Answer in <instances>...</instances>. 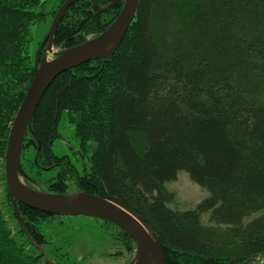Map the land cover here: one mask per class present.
<instances>
[{
  "label": "trees",
  "instance_id": "1",
  "mask_svg": "<svg viewBox=\"0 0 264 264\" xmlns=\"http://www.w3.org/2000/svg\"><path fill=\"white\" fill-rule=\"evenodd\" d=\"M44 8L42 0H0V264H47L13 216L2 170L33 76L30 28L43 23ZM120 9L73 3L53 46L60 53L99 35ZM63 120L73 126V159L52 150ZM31 129L39 146L26 133L20 163L25 174L27 165L55 168L45 192L72 189L117 204L160 245L165 264H256L264 257V0H141L113 55L54 79ZM179 172L207 193L192 210L171 207L176 196L166 186ZM17 210L44 247L40 226L59 217ZM92 220L135 249L123 230ZM48 256L75 264L68 252L65 262Z\"/></svg>",
  "mask_w": 264,
  "mask_h": 264
},
{
  "label": "water",
  "instance_id": "2",
  "mask_svg": "<svg viewBox=\"0 0 264 264\" xmlns=\"http://www.w3.org/2000/svg\"><path fill=\"white\" fill-rule=\"evenodd\" d=\"M77 1L79 0H66L57 10L36 55L31 82L11 124L4 153V177L13 214L20 230L42 253L47 264L55 263L27 235L23 220L17 211V203L50 215L88 217L107 221L125 231L133 241L135 253L128 264H165L162 248L137 218L117 204L84 192L53 194L37 191L25 185L22 180L28 179L20 163L23 139L26 132L36 139L31 129V122L45 91L61 73L81 64L107 59L113 55L134 20L141 0H105L108 4L101 9L98 7L99 0H89L98 12L108 11L118 3H122V7L110 26L102 33L75 47L61 51L54 59L47 60L45 56H41L42 48L44 47V52L50 50L63 15L67 8ZM36 142L39 146L37 139ZM260 264H264V259Z\"/></svg>",
  "mask_w": 264,
  "mask_h": 264
},
{
  "label": "rangeland",
  "instance_id": "3",
  "mask_svg": "<svg viewBox=\"0 0 264 264\" xmlns=\"http://www.w3.org/2000/svg\"><path fill=\"white\" fill-rule=\"evenodd\" d=\"M42 1L45 4V19L43 23L33 25L30 28L31 42L29 43L28 51L32 58L33 66L40 45L48 32L55 13L62 5V0ZM105 5L106 3L103 6H98L102 8ZM90 38L91 36L88 37V39ZM42 51V56L50 60L54 59L60 49L54 47L52 43L49 51L44 52V48H42ZM59 132L61 138L53 143V152L56 155H70L73 159L71 154L74 151L70 147L77 145L74 139L73 126L68 121L63 120L60 124ZM26 158L32 159V154H27ZM33 160L36 162V156H34ZM25 168L28 179H22L24 184L34 190L45 192L49 181L55 175V168L52 170L51 168L39 166L32 168L28 165ZM2 170L4 171V168ZM166 187L176 196L171 207L181 211L194 209L207 196V193L193 183L184 172H179L176 180L167 183ZM73 192L70 189L68 194ZM56 217L59 218H48L46 223L40 226V230L46 238L43 248L46 249L50 256L57 257L61 262H65L64 257H60L64 256L65 252H68L69 260L75 262V264H87V261H89L88 264H128L133 259L135 249L127 251L122 240L119 239V234H116L112 229L101 227L100 224L92 220L93 218ZM207 219L208 214L201 215V221L207 223ZM64 240L68 242L67 246L64 245ZM262 259L258 258L255 260L256 264H260Z\"/></svg>",
  "mask_w": 264,
  "mask_h": 264
},
{
  "label": "bare ground",
  "instance_id": "4",
  "mask_svg": "<svg viewBox=\"0 0 264 264\" xmlns=\"http://www.w3.org/2000/svg\"><path fill=\"white\" fill-rule=\"evenodd\" d=\"M65 1H66V0H65ZM65 1H64V2H65ZM99 1H105V0H99ZM105 2H106V1H105ZM107 3H108V2H107ZM63 4H64V3H63ZM63 4H62V5H63ZM118 4H119V3H118ZM62 5H61V6H62ZM92 5H93V4H92ZM70 6H71V5H70ZM106 6H107V5H106ZM98 7H99V6H98ZM121 7H122V3H121ZM68 8H69V7H68ZM68 8H67V9H68ZM94 8H95V7H94ZM112 8H113V7H112ZM95 9H96V8H95ZM99 9H101V8L99 7ZM96 10H97V9H96ZM109 10H110V9H109ZM97 12H98V10H97ZM105 12H106V11H105ZM99 13H103V12H99ZM55 14H56V13H55ZM132 22H133V20H132ZM132 22H131V23H132ZM51 23H52V22H51ZM131 23H130V25H131ZM110 24H111V23H110ZM110 24H109V26H110ZM130 25H129V26H130ZM109 26H108V27H109ZM108 27H107V28H108ZM107 28H106V29H107ZM128 28H129V27H128ZM127 30H128V29H127ZM43 48H44V47H43ZM94 61H95V60H94ZM10 128H11V127H10ZM9 131H10V130H9ZM26 133H28V132H26ZM26 133H25V134H26ZM28 134H29V133H28ZM24 137H25V136H24ZM3 160H4V157H3ZM4 178H5V177H4ZM5 186H6V184H5ZM6 193H7V192H6ZM9 202H10V201H9ZM17 204H19V203H17ZM10 205H11V204H10ZM20 205H21V204H20ZM11 207H12V206H11ZM17 211H18V210H17ZM36 211H38V210H36ZM39 212H41V211H39ZM12 213H13V210H12ZM18 213H19V212H18ZM42 213H43V212H42ZM45 214H47V213H45ZM48 215H50V214H48ZM13 216H14V214H13ZM52 216H53V215H52ZM14 217H15V216H14ZM15 220H16V218H15ZM16 222H17V221H16ZM17 224H18V223H17ZM112 225H114V224H112ZM18 226H19V225H18ZM114 226H115V225H114ZM116 227H117V226H116ZM24 228H25V227H24ZM25 231H26V229H25ZM21 232L23 233V235L25 236V238L28 240V238L26 237L25 233H24L23 231H21ZM124 232H125V231H124ZM26 233H27V231H26ZM125 233H126V232H125ZM126 234H127V233H126ZM27 235L29 236L28 233H27ZM127 235H128V234H127ZM128 236H129V235H128ZM29 237H30V236H29ZM129 237H130V236H129ZM30 238H31V237H30ZM130 239H131V238H130ZM131 240H132V239H131ZM153 240H154V239H153ZM32 241H33V240H32ZM154 241H155V240H154ZM28 242H29V243H30V244H31V245L37 250V252H38L40 255H42V253H41V252H40V251H39V250H38V249H37V248H36V247H35V246H34L29 240H28ZM132 242H133V241H132ZM33 243H35V242L33 241ZM35 244H36V243H35ZM36 245H37V244H36ZM37 246L40 247L41 250H42L43 252H45V251L43 250V247H42V246H39V245H37ZM159 246H160V245H159ZM162 251H163V250H162ZM45 253H46V252H45ZM163 255H164V254H163ZM42 256H43V255H42ZM133 257H134V256H133ZM263 259H264V257H263ZM263 259H262V260H263Z\"/></svg>",
  "mask_w": 264,
  "mask_h": 264
},
{
  "label": "flooded vegetation",
  "instance_id": "5",
  "mask_svg": "<svg viewBox=\"0 0 264 264\" xmlns=\"http://www.w3.org/2000/svg\"><path fill=\"white\" fill-rule=\"evenodd\" d=\"M98 2H99V1H98ZM104 2H105V1H104ZM105 3H106V5L108 4L107 2H105ZM106 5H105V6H106Z\"/></svg>",
  "mask_w": 264,
  "mask_h": 264
}]
</instances>
